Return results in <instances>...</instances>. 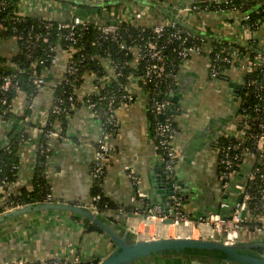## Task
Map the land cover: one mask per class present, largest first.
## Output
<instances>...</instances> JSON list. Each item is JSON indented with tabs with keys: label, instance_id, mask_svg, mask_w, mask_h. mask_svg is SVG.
<instances>
[{
	"label": "crops",
	"instance_id": "obj_1",
	"mask_svg": "<svg viewBox=\"0 0 264 264\" xmlns=\"http://www.w3.org/2000/svg\"><path fill=\"white\" fill-rule=\"evenodd\" d=\"M180 1L188 3L190 0ZM27 10L30 15L45 18L52 16L57 20L69 17L72 12L71 8L63 7L59 0H27ZM221 18V15L212 14L208 16V22L210 25H217ZM18 52L19 44L16 39H0V59L10 58ZM67 54L64 48L59 47L55 62L44 73L46 83L32 99V113L29 118L32 121H44L48 117L55 88L65 73ZM244 78L241 72L231 70L226 78L211 79L205 58L199 56H193L180 66L173 91L170 92L171 97L178 98L175 103L172 102V105L176 106L172 110L175 112L178 127L175 142L180 152L176 172L171 179L164 171L151 136L148 91L132 85L130 91L134 95V102L122 105L117 111L119 128L117 133L108 139L114 153L102 184L104 196L119 208L107 214L97 212L98 215L119 228L124 227L130 231L134 229V233L142 239L177 237V228L171 223L160 221L158 218L145 222L146 218L134 213V209L142 213L146 207L145 201H131L136 191L140 190L149 194L151 204H156L164 210L168 209L172 201H169V191L162 190V176L166 177L167 182L174 181V186L179 187L174 191L182 198L184 209L193 218H206L218 212L223 201L236 204L240 197L235 185L246 180V175L253 165L252 159L248 157L240 164L238 172L224 189L219 176L215 144L221 135L233 133L235 130L240 91L237 92L231 83L242 86ZM94 84V77L88 74L76 87L75 92L79 100L82 101L87 95L95 93ZM27 102L26 94L19 92L13 102V112L16 115L22 114ZM14 121L16 122V118L4 120L0 114V145L10 138L11 124ZM54 129L61 132L59 119L55 120ZM103 132L101 120L92 115L86 106H81L74 108L67 116L65 135L51 138L48 179L53 201L92 209L94 198L91 169L96 144ZM37 139L29 132L28 141L23 143L20 149L19 178L6 190L0 203H12L9 195L17 197L23 188L32 189ZM128 171H134L140 177L139 183L135 184L127 176ZM120 207L129 210L121 211ZM72 215L78 214L36 212L14 218L0 226V264L18 258L37 261L57 255L72 257L77 251L83 261L103 259L112 250L111 237L105 230L85 232L83 224ZM255 239H264V234L244 230L240 242ZM166 264L175 263L170 261Z\"/></svg>",
	"mask_w": 264,
	"mask_h": 264
},
{
	"label": "built area",
	"instance_id": "obj_2",
	"mask_svg": "<svg viewBox=\"0 0 264 264\" xmlns=\"http://www.w3.org/2000/svg\"><path fill=\"white\" fill-rule=\"evenodd\" d=\"M75 1L97 6L105 17L96 15L80 17L71 9L72 12L69 17L59 20V29L66 30L63 36L68 41V47L65 48L68 53L65 73L74 75L79 69V63L84 61V56L74 60L73 52L78 51V37L84 30L91 27L98 34L92 41L93 46L100 45L104 40L112 39L118 42L121 51L131 54L132 59L127 65L136 69L137 73L134 74L138 75H129L131 81L125 86L126 91L122 96V105H129L134 102V95L130 91L132 85L147 89L150 101L149 108L154 115L160 116V119L154 121L152 138L155 141L164 171L170 179L175 175L180 158L179 148L175 142L178 127L174 116L166 115L164 111L167 107L171 109L170 92L173 91L172 87L176 83L180 66L193 56L203 57L206 60L211 79H219V75H227L232 70L244 74V86L242 85L244 89L246 87H258L259 91L256 92V96L262 102L263 107L257 104L253 108L254 115L242 113L238 115L234 132L224 134L226 136L232 134L241 139L239 145L216 148L219 157L221 156L220 162L223 172L220 175V180L224 189L228 187L233 175L238 172L240 164L248 157L252 159L253 165L246 175V180L235 185L240 197L236 204L223 201L218 212L212 213L206 218H193L184 209L182 198L177 195L173 196L172 204L166 210L156 204L152 205L149 194L140 190L136 191L131 201L133 203L139 200L150 201L142 213L138 209H135L134 213L141 214L146 218L144 219L145 222L156 220L155 218L163 222L171 220V224L177 228L178 237L213 238L233 244L240 242L244 230H252L263 235L264 216L255 215L251 212L250 200L254 197L248 191V181L252 182L257 177L260 169L253 170V168L258 161L264 159V21L261 19L253 21L252 17L254 13L257 15L260 9L264 7V0H190L188 3H182L180 0H122L123 3L118 14H114V12L109 14L107 9V4L115 0ZM5 4V1H0L1 6ZM17 13L22 16H30L27 10V0H19ZM212 14L222 16L217 25H210L208 22V16ZM45 19L53 20L52 16ZM125 21L132 22L133 26L137 28L135 35H126L122 31L121 25ZM222 38L225 40L224 43L221 41ZM58 48L59 46L52 48L56 54ZM170 55H175L180 61L176 66L178 67L177 70L174 69ZM90 58L92 59L93 56ZM52 62H55V58ZM98 63L107 73L106 76L99 79L93 71L80 74L81 83L88 74L94 77L95 93L90 95L100 94L105 82L112 78L117 79L124 74V66L114 62L111 56L101 59ZM256 72L261 76L260 81L246 82V76ZM135 78H137L136 81ZM45 83L44 75L34 78V84L38 91L42 89ZM12 84L11 76H3L0 83L1 93L8 92ZM160 84L166 85V98L157 96ZM76 101L81 100L78 97L75 99L73 95L68 97L70 107L75 108L73 102ZM6 102V98H3L1 103ZM62 104V99L55 100L51 108L52 112L56 115L64 112L66 107ZM84 106L91 111L92 115L101 120L94 103L88 101ZM119 109H112L105 121L107 123L113 122ZM38 121L42 120L39 119ZM254 125L258 127L257 133L250 132ZM103 128V136L96 144L92 169L93 177L106 174L114 153L112 145L108 142V139L113 136L105 132L104 125ZM26 131L32 132L34 138H37V129L26 128ZM59 135L60 132L57 130H48L45 137L50 142L52 137ZM248 139H253L255 150L240 146ZM9 140L10 138H7L5 141L9 142ZM239 147L241 148L240 152L237 151ZM45 157L48 165L51 152L46 153ZM259 175L264 178L263 173ZM127 176L135 184L140 181V177L134 171H128ZM5 194L6 182L4 179H0V195L4 196ZM93 198L92 210L98 212L96 203L99 196ZM261 198L264 199V192ZM53 200L54 198L50 193L45 197L44 202H53ZM20 206L23 205L6 203L4 211ZM123 209L120 210L123 211ZM249 220H255L256 223L250 224ZM131 230L136 232L134 229ZM81 262V256L75 254L72 257L57 255L37 261L18 258L5 264H81Z\"/></svg>",
	"mask_w": 264,
	"mask_h": 264
},
{
	"label": "trees",
	"instance_id": "obj_3",
	"mask_svg": "<svg viewBox=\"0 0 264 264\" xmlns=\"http://www.w3.org/2000/svg\"><path fill=\"white\" fill-rule=\"evenodd\" d=\"M5 1V5H0V39H10L16 38L19 44V52L10 58L0 59V83L3 76H11L13 84L6 93H1L0 91V114L3 116L4 120H12L16 118L11 124V131L9 133V142H4L0 145V179H4L6 182V190L10 188L19 178L20 166H21V154L20 149L25 141H28L29 132L26 128L37 129V141H36V155L34 163L33 172V187L32 189L23 188L17 197H12L9 195V199L15 205H28L33 203L42 202L45 197L51 193V183L48 179V165L46 161V153L51 152L49 147V139L45 137L48 130L54 129V122L56 119L60 121L61 137L65 135L67 127V116L74 111V108L70 107L68 102V97L73 95L75 99L77 98L75 94L76 87L81 83L80 74L84 72L93 71L96 73L97 77L100 79L107 75L103 67L98 63L101 59L112 57L113 61L124 66V74L117 79H110L105 82L100 94H93L83 98V101L73 102L75 108H80L84 106L88 101L95 104L97 112L100 114L101 121L105 127V132L114 136L118 131V118L115 117L114 121L107 123L105 120L111 114L112 109L120 108L123 102L122 96L124 95L125 86L131 81L129 75L136 72V69L130 68L128 62L132 59L131 54H126L121 51L118 42L112 39L104 40L100 45L93 46L92 41L96 38L98 34L94 28H89L84 30L78 37L77 48L78 51L73 52V59L77 60L84 56V61L79 63V69L76 73L68 74L64 73L63 80L55 88V93L53 97V102L55 100L62 99V105L66 107L64 112L56 115L52 112L51 108L48 111V117L44 121H32L30 118L32 113V99L39 92L34 84V78L44 75V73L51 67L53 58L56 57V51L52 49L53 47H68V41L63 35H65L66 30L59 29V20L53 19L48 20L42 16L30 15L22 16L17 13L19 0H0ZM63 7L71 8L80 17H90L93 15L105 17L102 15L101 10L97 6H92L84 2H77L75 0H59ZM120 1H111L107 4L108 13L114 12L118 14L121 9ZM253 21L261 19L264 21V7L260 9V12L252 16ZM122 31L126 35H135L137 28L133 26L132 22L125 21L121 25ZM183 27V26H181ZM222 43L225 40L222 38ZM240 47V46H239ZM172 54V53H171ZM93 58L91 59L90 57ZM170 59L174 63V69L177 70L179 59L175 55H170ZM125 62V63H124ZM174 70V71H175ZM139 72V71H138ZM137 76L138 74H134ZM227 75H219V79L226 78ZM77 78V79H76ZM261 76L258 72L246 76V82L251 80L260 81ZM244 86V85H243ZM242 86V87H243ZM166 85H159L158 87V97L166 98ZM258 87H249L246 89H241L239 92V98H241V103L238 111V115L248 114L254 115L253 108L258 104L263 107L262 102L256 96L258 92ZM19 92H24L27 97V105L24 108L22 114L16 115L12 110V103L17 98ZM256 93V94H255ZM105 96V98H103ZM6 98V103H1L2 99ZM166 115L174 116L175 112L168 107L165 109ZM148 118L150 122V131L153 134L154 121L160 119L159 115H154L151 109L148 108ZM258 127L254 125L250 132L257 133ZM152 136V135H151ZM241 139L235 135H221L215 146L217 148H225L228 145H239ZM243 147H249L255 150L253 139H248L244 144L240 145ZM240 147L237 151L240 152ZM233 152V151H232ZM221 156L218 155V170L219 176L222 174L223 169L220 162ZM259 168L260 171L257 173V177L252 181H248V191L252 198L250 200L251 212L255 215L264 216V199L261 198L264 192V178L260 177V173L264 175V159L258 161L255 167ZM93 169V166H92ZM91 169V176L93 170ZM105 175L98 177L92 176V195L99 196L98 202L96 203V209L99 213L107 214L108 212L118 210V206L108 200L102 191V184ZM2 195H0L1 199ZM0 211L5 208V203H0ZM150 201L145 200V205H149ZM153 205V204H152ZM3 206V207H2ZM121 208V207H120ZM128 208L123 209V211L128 212ZM135 210V209H134ZM144 210V209H143ZM143 212V211H142ZM75 220L80 221L85 232H105L102 227L86 218H82L78 215H72ZM250 224L256 223L255 220H249ZM172 250L166 251L171 252ZM257 253H263V249H255ZM193 253V251H188ZM78 256L79 252L76 253ZM98 260L95 261H83L81 264H97Z\"/></svg>",
	"mask_w": 264,
	"mask_h": 264
},
{
	"label": "water",
	"instance_id": "obj_4",
	"mask_svg": "<svg viewBox=\"0 0 264 264\" xmlns=\"http://www.w3.org/2000/svg\"><path fill=\"white\" fill-rule=\"evenodd\" d=\"M231 86L237 92L243 89L239 84L231 83ZM177 100V96L171 97L173 103ZM170 108L175 109L176 106L173 104ZM160 185L164 192L169 191V201H172L177 193L174 189L179 187L174 186V181L167 182L165 176H162ZM43 211L76 213L102 227L111 237L113 247L97 264H166L170 261L175 264H264V253L255 251L260 248L264 251V239L233 244L220 239L178 236L142 239L133 231L124 227L119 228L116 224L103 219L92 209L56 201L38 202L0 212V226L14 218ZM169 250L172 251L166 252Z\"/></svg>",
	"mask_w": 264,
	"mask_h": 264
}]
</instances>
